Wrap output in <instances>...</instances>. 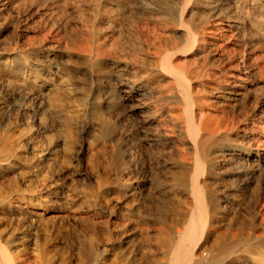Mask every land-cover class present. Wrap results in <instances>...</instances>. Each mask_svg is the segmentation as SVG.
<instances>
[{
    "label": "bare ground",
    "instance_id": "6f19581e",
    "mask_svg": "<svg viewBox=\"0 0 264 264\" xmlns=\"http://www.w3.org/2000/svg\"><path fill=\"white\" fill-rule=\"evenodd\" d=\"M144 6L170 38L150 42L138 32L139 51L108 79V96L95 98L88 122L74 120L48 96L51 85H40L37 104H23L14 131L0 141V178L5 165L14 166L26 183L52 167V150L40 148L29 130L34 120L47 129L66 126L67 150L73 125L90 134L75 146L79 187L48 178L31 187L19 180L9 190L0 185V214L10 210L16 219L11 235L0 221V264H25L30 235L21 232L22 222L31 229L46 225L55 202L85 242L75 251L66 225L60 241L47 234L42 264H54L48 244L64 248L59 264H264V233L254 232L264 229V0H147ZM101 8L98 0L94 11ZM60 13L68 14L65 7ZM5 20L0 13L3 41ZM62 25L55 46L76 54L84 67L97 68L110 55L95 29L79 45L61 36L71 28L68 17ZM7 49L2 54L11 59L0 60V75L14 74L19 91L33 90L18 74L40 71L48 50ZM140 99L146 114L126 141L120 120L135 115L128 107ZM105 105L110 113L102 120Z\"/></svg>",
    "mask_w": 264,
    "mask_h": 264
},
{
    "label": "rangeland",
    "instance_id": "374dc122",
    "mask_svg": "<svg viewBox=\"0 0 264 264\" xmlns=\"http://www.w3.org/2000/svg\"><path fill=\"white\" fill-rule=\"evenodd\" d=\"M99 1L102 3V8L96 12L94 7L98 0H15L13 4L10 0H0V8L4 6L0 13L5 16L4 23L8 27L5 32L6 40L3 41L0 38V60L10 62V53L2 54L3 49L9 50L8 47H15L21 55L36 45H42L48 50L46 56L42 58L40 71L18 74L21 79L28 78L27 83L32 86L33 90L19 91L12 83L15 79L14 74L0 75V99L5 100V103H0V141L4 140L8 133L14 131L12 125L16 124L19 119L21 106L27 103L29 108H32L37 104L40 85H51L52 89L48 91V96L56 104H65L74 120L88 122L94 110L95 98L103 100L108 96V79L121 72L130 53L138 50V32L141 31V37L150 42L156 41V37L169 40L168 33L165 34L163 29L157 25L155 18L143 11L147 0ZM62 7L67 9V15L60 13ZM65 17L70 19L71 28L61 34L63 40L75 37L77 44H83L90 31L95 29L98 32L97 41L106 42L109 45L110 55L103 58L97 68L84 67L76 54L71 53L62 45L55 46L56 41L53 36L57 30L62 28ZM176 34L180 35L181 31L177 30ZM45 38L54 41L50 40L46 44H41ZM63 85H67L69 89H65ZM145 103L143 99L131 102L128 110L135 111V115L128 117L129 119L121 118L120 126L126 128L124 133L126 141L132 139L131 133L134 125L143 120L146 114ZM109 113V107L105 105L100 116L102 120ZM75 126L73 125L70 130L71 148L67 150L63 142L68 131L66 126L47 129L34 120L29 130L32 132L34 141L40 144V148L52 150L53 154L50 159L52 167H44L43 177L33 176V181L25 183L18 177L14 166L5 165L6 174L0 178V185L3 189L9 190L10 185L17 183V180L22 187L25 184L28 187L40 185L42 178L51 179L56 183L65 181L71 187H79V157L75 146H78L82 139H90V134H82ZM149 131L152 132L153 128ZM7 152L8 149L4 148L3 153ZM83 159L87 161L88 154L84 155ZM65 213L63 206L55 202L53 207L46 211V216H48L46 225L31 229L28 227V221L23 220L21 232H28L30 235L27 254L22 256L25 264H42L41 251L45 246L46 235L50 233L56 241H60L65 225L75 251L79 243L85 242L83 235L78 239L75 233V222L70 217H64ZM0 221L3 229L11 235L16 224L13 213L10 210H6L4 214L1 213ZM254 232L260 235L264 233V229L258 227ZM48 246V249H52L54 264H59L64 248L61 246L54 248L52 244Z\"/></svg>",
    "mask_w": 264,
    "mask_h": 264
}]
</instances>
